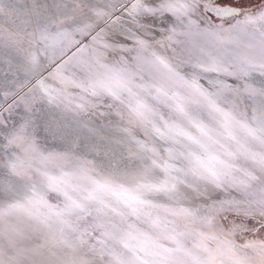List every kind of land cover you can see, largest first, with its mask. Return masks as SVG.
Here are the masks:
<instances>
[{
    "label": "snow or ice",
    "instance_id": "obj_1",
    "mask_svg": "<svg viewBox=\"0 0 264 264\" xmlns=\"http://www.w3.org/2000/svg\"><path fill=\"white\" fill-rule=\"evenodd\" d=\"M0 264H264V0H0Z\"/></svg>",
    "mask_w": 264,
    "mask_h": 264
}]
</instances>
